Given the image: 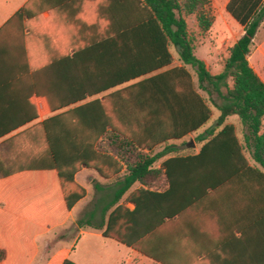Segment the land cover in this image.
<instances>
[{
	"label": "trees",
	"instance_id": "1",
	"mask_svg": "<svg viewBox=\"0 0 264 264\" xmlns=\"http://www.w3.org/2000/svg\"><path fill=\"white\" fill-rule=\"evenodd\" d=\"M109 2L104 33L44 67L40 83L49 106L42 114L51 116L36 127L39 152L28 156L25 167L56 174L66 207L64 217L50 220L49 227L65 223L86 198L88 191L76 175L91 169L104 179L119 180V187L103 207L100 222L94 224L96 214L90 213L80 226L101 229L103 237L160 264H192V250L179 248L176 236L164 234L163 226L210 191L231 184L247 194L249 211L264 212V81L249 62L264 21V0L229 2L227 10L244 33L229 48L219 74L196 55L186 19L195 16L207 34L215 22L211 0ZM213 107L220 114L197 136L198 153L182 154L168 145L206 127ZM231 116L238 117L243 138L228 122ZM137 183L140 187L130 192ZM46 227L33 237L46 233ZM36 252L33 246L23 264ZM13 255L0 243V264ZM48 264L76 263L62 250Z\"/></svg>",
	"mask_w": 264,
	"mask_h": 264
},
{
	"label": "crops",
	"instance_id": "2",
	"mask_svg": "<svg viewBox=\"0 0 264 264\" xmlns=\"http://www.w3.org/2000/svg\"><path fill=\"white\" fill-rule=\"evenodd\" d=\"M109 1L0 0V243L14 253L3 260L6 264H23L33 246L37 252L29 264H48L62 250L68 251V258L76 264H160L130 247L125 257L111 262H105L101 255L96 259L88 257V244L86 253L79 255V243H87L90 236L108 239L101 229L79 225L91 183L103 178L91 169L79 172L76 181L87 189L86 198L77 203L65 223L49 227L46 224L50 220L64 217L66 207L55 182L56 174L38 166L25 167L28 156L39 152L36 127L51 116L42 114V109L49 106L40 83L44 67L56 58L71 56L74 48L95 41L104 33L109 23ZM211 1L218 12L216 22L233 20L243 28L227 10L231 0ZM173 53L176 56L175 49ZM249 62L264 81V45L251 54ZM211 125L194 134L189 142L196 153L201 148L197 136ZM195 143L198 148H194ZM183 144V140L168 143L179 150ZM166 158L159 160L163 163ZM103 181H112L111 185L119 187V180ZM248 201L246 193L226 184L164 225L163 233L175 235L179 248L192 250V264H263L264 212L249 211ZM90 213L94 212L85 216ZM43 226H47L46 233L33 237L41 234ZM59 235L64 238L58 239Z\"/></svg>",
	"mask_w": 264,
	"mask_h": 264
},
{
	"label": "rangeland",
	"instance_id": "3",
	"mask_svg": "<svg viewBox=\"0 0 264 264\" xmlns=\"http://www.w3.org/2000/svg\"><path fill=\"white\" fill-rule=\"evenodd\" d=\"M216 13L218 12L214 10L215 16H216ZM186 19L189 25L190 32L195 37L196 55L200 59L206 62L207 68L209 69L211 73L215 74L218 71H222L223 66H224V60L227 56V52L229 48L234 45L236 40H238L243 35L244 33L243 28L237 22L233 20L228 21V22H224V21L216 22L215 21L211 30L207 34H203L198 27V23H197L195 16H188ZM263 45H264V22L259 28L258 34L254 39L253 52H256V50H258V48L262 47ZM177 65H179V62L176 60L175 66ZM192 72L194 71L192 70ZM204 95L205 97H207L205 93ZM213 110H214V117L212 121L209 123L212 125L215 123V121L217 120L220 114V112L216 108L213 107ZM228 122L234 123L237 126L239 135L241 138H243L242 126L239 122L238 117L231 116L228 119ZM192 138H193V135L183 139L184 144L182 145V150H179L182 154L196 152L195 149L188 146ZM199 145L195 143L194 148H198ZM164 146L165 145H163L162 147ZM162 147H159V148H162ZM159 148L155 150L154 154ZM161 161L162 160H159L156 163V166H160V164H162ZM123 175L124 173L121 174V176ZM103 179H98L96 180V182L91 183L88 202L85 204V207L82 213V217L84 218L85 213L94 212L96 214L95 219L93 220L94 224H98L100 222L101 220L100 211L109 201L112 200V198L114 197L115 191L117 189L115 185H111L112 181L105 182L103 181ZM139 187H140L139 184L135 185L134 187H132L130 192L136 190ZM129 193L125 195L122 201L125 200V198L129 195ZM73 229L75 233L77 229L76 225L73 226ZM75 235L76 234H73L72 238H74ZM59 238H64V235H59L58 239ZM89 238L90 240L87 241V243L86 241L79 243L78 248H77V253L79 255L86 253L87 244L89 245L88 251L90 250L87 256L96 259L99 255H101L103 259L105 260V262L114 261L117 257L118 258L125 257L130 250L128 247L124 245H120L119 243L111 239H103L101 237H97L96 235L90 236ZM57 246L60 247L61 244H58Z\"/></svg>",
	"mask_w": 264,
	"mask_h": 264
}]
</instances>
